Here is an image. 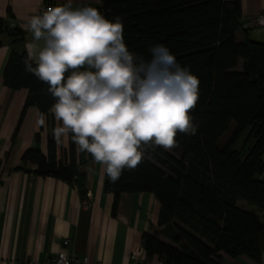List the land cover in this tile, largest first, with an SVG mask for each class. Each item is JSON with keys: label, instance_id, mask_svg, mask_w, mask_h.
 Returning <instances> with one entry per match:
<instances>
[{"label": "trees", "instance_id": "1", "mask_svg": "<svg viewBox=\"0 0 264 264\" xmlns=\"http://www.w3.org/2000/svg\"><path fill=\"white\" fill-rule=\"evenodd\" d=\"M99 2L97 10L105 19L121 20L129 52L150 61V47L162 44L199 80V98L189 112L196 132H177L173 149L179 158L157 146L145 156L164 170L145 157L134 170H123L115 184L105 176L104 191L113 195L112 214L121 194L151 193L160 204L161 230L142 235L147 258L157 256L162 264H221L220 253L225 252L258 264L264 250V181L258 179L264 173V45L236 40L241 27L238 0ZM27 58L12 51L2 73L4 86L28 91L16 131L28 107L47 118L55 102L48 85L25 70ZM231 125V135L219 146ZM245 131L242 147L236 150ZM35 139L39 141V134ZM83 158L93 159L70 135L67 149L58 155L51 134L46 153L28 148L18 169L33 165V175L75 185L84 197L77 172ZM238 202L254 209H241Z\"/></svg>", "mask_w": 264, "mask_h": 264}, {"label": "crops", "instance_id": "2", "mask_svg": "<svg viewBox=\"0 0 264 264\" xmlns=\"http://www.w3.org/2000/svg\"><path fill=\"white\" fill-rule=\"evenodd\" d=\"M49 2L70 5L73 9H97L100 5L99 0H0V264H19L26 259L42 263L60 250L75 256L80 264H162L157 256L147 258L141 243L143 234L161 230L158 227L160 204L153 194H121L113 215V195L103 187L106 173L93 159L83 158L77 166L84 197L75 185L33 175V165L18 169L28 148L35 147L46 153L47 136L60 126L51 110L45 124L40 126L38 110L28 107L16 131L28 91L10 89L2 81L3 69L12 51L28 55L29 43L43 46L42 41L33 40L27 21ZM238 2L241 27L236 32V40L243 42L246 38L251 43L264 45V21L255 28L244 26L245 17L264 9V0ZM241 68L240 60L237 70ZM37 134L39 141L35 139ZM56 141L60 155L68 147V136ZM258 179L264 181V173ZM85 197L88 205L84 207ZM237 205L246 211L254 209L245 202ZM260 216L264 224V213ZM66 239L70 243L64 247ZM158 239L171 243L163 235H158ZM132 253L143 257L135 261ZM220 262L254 264L245 256L234 258L225 252L220 253ZM258 264H264V250Z\"/></svg>", "mask_w": 264, "mask_h": 264}, {"label": "clouds", "instance_id": "3", "mask_svg": "<svg viewBox=\"0 0 264 264\" xmlns=\"http://www.w3.org/2000/svg\"><path fill=\"white\" fill-rule=\"evenodd\" d=\"M27 30L43 42L26 46L24 64L54 98L60 126L53 139L70 135L110 183L157 146L176 147L177 132L195 134L189 112L199 80L164 45L151 46L152 59L145 61L127 49L121 20L109 21L94 7L58 4L32 16ZM45 120L41 113L39 124Z\"/></svg>", "mask_w": 264, "mask_h": 264}, {"label": "built area", "instance_id": "4", "mask_svg": "<svg viewBox=\"0 0 264 264\" xmlns=\"http://www.w3.org/2000/svg\"><path fill=\"white\" fill-rule=\"evenodd\" d=\"M56 4H53L51 2L43 4L40 9H38L37 15L42 14L43 11L47 10L50 7H54ZM264 21V9L260 10L259 12L247 16L244 18V26L245 28H255L260 23ZM0 22H1V16H0ZM88 205V197H85L82 200V206H87ZM69 240L66 239L63 242L64 247L69 246ZM143 257V254L139 256V254L132 253L131 258L135 261L140 260ZM19 264H80V261L73 255L69 254L65 250H60L53 258L39 263L33 260H22Z\"/></svg>", "mask_w": 264, "mask_h": 264}, {"label": "rangeland", "instance_id": "5", "mask_svg": "<svg viewBox=\"0 0 264 264\" xmlns=\"http://www.w3.org/2000/svg\"><path fill=\"white\" fill-rule=\"evenodd\" d=\"M233 128H234V126L231 125L230 128H229V130L223 134V136L220 138V140H219V142H218V145H219V146H223V145L226 143L227 139L229 138V136L231 135V133H232V131H233ZM246 133H247V132L245 131V132L242 134V136H241L239 142L236 144V146H235V149H236V150L241 149V147H242V142H243V139H244ZM162 149H163V148H162ZM164 150H165V149H164ZM165 151L168 152V153H170L171 155L175 156L176 158H179V154H178V152H177L176 150L171 149V150H165ZM145 157H146V156H145ZM146 158L149 159L148 157H146ZM149 160H150V159H149ZM150 161H151L153 164H155L156 166H158L159 168H161L162 170H164V169H163L161 166H159L157 163L153 162L152 160H150Z\"/></svg>", "mask_w": 264, "mask_h": 264}]
</instances>
